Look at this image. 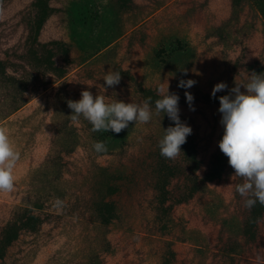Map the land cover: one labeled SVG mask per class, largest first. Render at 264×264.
<instances>
[{"label":"rangeland","instance_id":"obj_1","mask_svg":"<svg viewBox=\"0 0 264 264\" xmlns=\"http://www.w3.org/2000/svg\"><path fill=\"white\" fill-rule=\"evenodd\" d=\"M36 9L52 12L38 39L29 38ZM0 62V127L20 153L14 191L0 192V264H264V214L251 225L241 178L227 166L222 180L202 182L224 132L214 85L231 89L264 68V0H3ZM109 70L121 72L114 87ZM181 79L197 83L179 88ZM167 83L192 128L174 160L158 147L173 122L155 115ZM83 90L106 103L150 96L152 119L92 132L67 106ZM102 135L108 150L97 153ZM194 143L198 171L186 158ZM162 164L175 170L163 208ZM104 203L118 215L109 225ZM31 214L34 230L24 224Z\"/></svg>","mask_w":264,"mask_h":264},{"label":"clouds","instance_id":"obj_2","mask_svg":"<svg viewBox=\"0 0 264 264\" xmlns=\"http://www.w3.org/2000/svg\"><path fill=\"white\" fill-rule=\"evenodd\" d=\"M187 75V70H182ZM108 87L120 83L121 72L109 70L103 77ZM247 83H235L228 89L225 82L214 85L211 96L216 98L217 92L228 89L227 95L218 97L221 114L220 124L224 133L218 143L221 152L228 157V163L234 169L235 177L242 183L235 186L236 192L244 199V207L251 210L257 203L264 206V73L252 72ZM197 81L181 79L179 88L189 89ZM241 87L245 91H241ZM167 88L158 89L160 99L155 101V115L167 114L173 122L164 129V136L158 142L160 155L166 159L174 160L182 153L181 146L192 134V128L180 119L179 95L169 92ZM185 98L190 111H195L193 106L194 96L185 91ZM152 97H147L141 103H125L115 100L105 102L103 95H96L91 91L83 90L81 99H69L67 106L73 110L70 116L73 123H78L82 116L91 125L92 132L105 131L119 134L126 129L130 122L148 123L153 116ZM174 125V126H173ZM97 153L107 152L104 141H95L92 145ZM20 159L19 151L15 150L7 130L0 127V192L11 193L15 189L14 168ZM61 201L56 200L59 206Z\"/></svg>","mask_w":264,"mask_h":264},{"label":"trees","instance_id":"obj_3","mask_svg":"<svg viewBox=\"0 0 264 264\" xmlns=\"http://www.w3.org/2000/svg\"><path fill=\"white\" fill-rule=\"evenodd\" d=\"M1 1H3V0H0V2ZM35 3L32 4L33 7H34ZM240 3H241V0H232L233 6L239 5ZM51 14H52V12H43V11L36 9V14H35L36 20L34 22V26H35L36 30H35L33 35H30L29 38H31L32 36H34L35 39L39 38L40 32H42V30L45 27V24L47 23V20L49 19ZM4 68L5 67L0 62V73L4 74ZM263 70H264V68H261L260 71L257 70L256 73L257 74L264 73ZM222 95H227V93L216 94V98H213L211 96L210 97L211 101H209V102L216 103V104L219 103L218 97H220ZM222 136H223V134H222ZM222 136L220 137L219 141L221 140ZM100 137H101V141L109 142L108 139L110 137L108 135H102ZM186 152L188 153L186 158L191 159L194 162L193 165L190 167H192L196 171L200 170L201 167H200L199 161L197 160L198 152H197L196 144L195 143L190 144L187 147ZM192 154H193V156H192ZM190 156H191V158H190ZM214 159H215V161L212 162L211 167L208 170V172L205 174L204 181H202V182H212V181L222 180V178L224 177V174L226 172L227 166L230 167V165L228 163V157H226L221 152L220 149L216 153ZM169 165L170 164H168V165L162 164L160 172H159L158 183L156 186V190L158 192V202H159V205L161 208H163L167 204V198H168L169 193H170L168 190V185L170 183V179H172V177L175 175V170L173 168H171ZM194 191H196V188L194 189ZM98 211H99L100 220L105 225L111 224V221L114 218L116 219L118 216L116 214V207L112 203L111 204L110 203L109 204L104 203L103 207L98 209ZM263 214H264V206L257 203L255 205V207H253L250 210L249 218L252 220L251 225H256L257 222L262 218ZM36 223H40V218L38 216H36L35 214H31L27 218V220L24 221V224L32 230L36 229V226H37Z\"/></svg>","mask_w":264,"mask_h":264}]
</instances>
